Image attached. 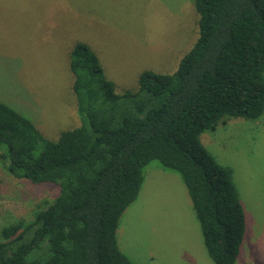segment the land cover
I'll list each match as a JSON object with an SVG mask.
<instances>
[{"label": "trees", "instance_id": "1", "mask_svg": "<svg viewBox=\"0 0 264 264\" xmlns=\"http://www.w3.org/2000/svg\"><path fill=\"white\" fill-rule=\"evenodd\" d=\"M193 6L196 39L175 71L138 75V91L164 96L143 114L138 103V115L109 126L111 103L137 91L116 94L83 42L70 51L77 126L48 139L0 101L1 168L14 178L58 186L31 219L1 228L0 264H136L118 246L116 230L152 160L185 185L210 260L234 264L245 233L243 205L231 171L199 135L230 117L254 119L264 111V0H193ZM94 84L103 92L99 106L108 105L102 111L107 121L88 101Z\"/></svg>", "mask_w": 264, "mask_h": 264}, {"label": "rangeland", "instance_id": "2", "mask_svg": "<svg viewBox=\"0 0 264 264\" xmlns=\"http://www.w3.org/2000/svg\"><path fill=\"white\" fill-rule=\"evenodd\" d=\"M196 35L193 0H0V101L30 118L48 139L77 126L70 51L83 42L116 94L137 91L111 103L113 119L107 123L112 126L122 116L138 115V103L143 114L164 101L138 91V75L174 72ZM93 87L92 111L107 121L102 112L107 103L99 106L103 92ZM199 139L231 171L243 205L245 233L234 264H264V111L254 119L230 117ZM57 192L56 184L14 178L0 166V230L16 218L31 219ZM116 239L136 264H214L185 185L156 160L145 166Z\"/></svg>", "mask_w": 264, "mask_h": 264}]
</instances>
